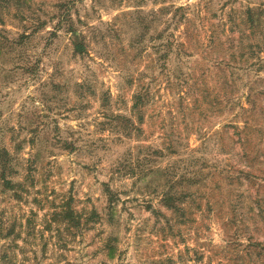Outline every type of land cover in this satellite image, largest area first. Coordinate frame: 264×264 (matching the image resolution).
Here are the masks:
<instances>
[{
	"label": "rangeland",
	"instance_id": "1",
	"mask_svg": "<svg viewBox=\"0 0 264 264\" xmlns=\"http://www.w3.org/2000/svg\"><path fill=\"white\" fill-rule=\"evenodd\" d=\"M2 173L0 264H264V0H0Z\"/></svg>",
	"mask_w": 264,
	"mask_h": 264
},
{
	"label": "trees",
	"instance_id": "2",
	"mask_svg": "<svg viewBox=\"0 0 264 264\" xmlns=\"http://www.w3.org/2000/svg\"><path fill=\"white\" fill-rule=\"evenodd\" d=\"M243 22L245 26L247 27V29L249 30V32H254V29L259 27L260 20H259L258 14L256 15L254 13V10H252L251 8H248L245 10ZM73 47L76 53L82 52L81 50L82 45L80 43L77 44L76 42H74ZM3 163L5 164V161ZM5 167L6 166H3V172L5 171ZM4 176H5L4 173H2L0 177L4 181V183L7 184L8 182L4 179ZM165 202H168V199Z\"/></svg>",
	"mask_w": 264,
	"mask_h": 264
}]
</instances>
